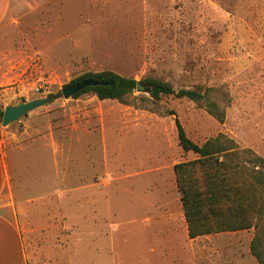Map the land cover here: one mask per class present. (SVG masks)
Masks as SVG:
<instances>
[{
  "label": "rangeland",
  "instance_id": "1",
  "mask_svg": "<svg viewBox=\"0 0 264 264\" xmlns=\"http://www.w3.org/2000/svg\"><path fill=\"white\" fill-rule=\"evenodd\" d=\"M103 70L210 89L224 120L148 92L62 97ZM48 95L0 125L25 264H256L252 231L188 238L173 167L195 155L174 119L196 144L222 134L264 158V0H24L0 26V109Z\"/></svg>",
  "mask_w": 264,
  "mask_h": 264
},
{
  "label": "trees",
  "instance_id": "2",
  "mask_svg": "<svg viewBox=\"0 0 264 264\" xmlns=\"http://www.w3.org/2000/svg\"><path fill=\"white\" fill-rule=\"evenodd\" d=\"M84 80L97 84L72 98L90 93L99 100L124 102L140 83L154 100L165 96L185 98L203 106L218 122L224 120L223 109L209 99L210 89L175 90L155 77L136 81L109 70L84 73L66 87ZM2 113L0 109V123ZM174 124L180 149L195 155L173 167L188 238L252 228L249 252L257 264H264V158L246 157L244 154L250 155L249 151H238L237 144L222 134L196 144L186 136L178 119H174Z\"/></svg>",
  "mask_w": 264,
  "mask_h": 264
},
{
  "label": "crops",
  "instance_id": "3",
  "mask_svg": "<svg viewBox=\"0 0 264 264\" xmlns=\"http://www.w3.org/2000/svg\"><path fill=\"white\" fill-rule=\"evenodd\" d=\"M23 1L0 0V26L5 21L13 19L17 12L19 13ZM18 169L16 161L7 154L0 141V264H25L23 236L16 222L17 208H21L24 203L23 199L16 195L17 191L14 190V188L18 189L24 184V180L19 178ZM241 231L247 232V234L252 231L251 241L253 229ZM241 231L229 233L236 234ZM250 258L257 264L252 255Z\"/></svg>",
  "mask_w": 264,
  "mask_h": 264
},
{
  "label": "water",
  "instance_id": "4",
  "mask_svg": "<svg viewBox=\"0 0 264 264\" xmlns=\"http://www.w3.org/2000/svg\"><path fill=\"white\" fill-rule=\"evenodd\" d=\"M96 84L97 83L92 80H84L61 89V94L64 99H69L75 94L79 93L82 89L95 86ZM135 91L144 93L148 92L147 88L140 83H137ZM53 98V95H48L45 98L33 99L30 101L21 102L17 105L4 107L0 125L4 127L10 125L24 116L27 112L37 107L51 103Z\"/></svg>",
  "mask_w": 264,
  "mask_h": 264
}]
</instances>
